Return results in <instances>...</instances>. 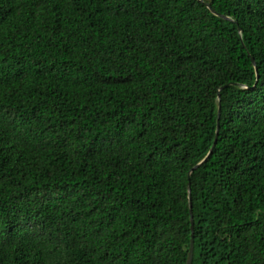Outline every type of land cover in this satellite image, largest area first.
<instances>
[{"label": "trees", "instance_id": "1", "mask_svg": "<svg viewBox=\"0 0 264 264\" xmlns=\"http://www.w3.org/2000/svg\"><path fill=\"white\" fill-rule=\"evenodd\" d=\"M192 233L264 264V0H0V264H187Z\"/></svg>", "mask_w": 264, "mask_h": 264}, {"label": "water", "instance_id": "2", "mask_svg": "<svg viewBox=\"0 0 264 264\" xmlns=\"http://www.w3.org/2000/svg\"><path fill=\"white\" fill-rule=\"evenodd\" d=\"M217 142V139L215 140V143ZM214 143V146H215ZM213 146V147H214ZM194 233H192V238H191V244H190V251H189V256H188V262L187 264H193V257H194Z\"/></svg>", "mask_w": 264, "mask_h": 264}]
</instances>
